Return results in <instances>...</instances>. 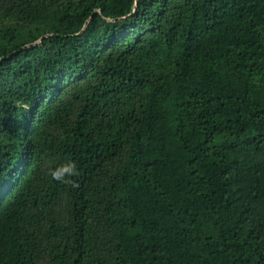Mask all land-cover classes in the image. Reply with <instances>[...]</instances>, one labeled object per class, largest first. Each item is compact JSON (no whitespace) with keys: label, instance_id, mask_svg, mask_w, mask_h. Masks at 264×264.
Here are the masks:
<instances>
[{"label":"trees","instance_id":"obj_1","mask_svg":"<svg viewBox=\"0 0 264 264\" xmlns=\"http://www.w3.org/2000/svg\"><path fill=\"white\" fill-rule=\"evenodd\" d=\"M0 264H264V0H0Z\"/></svg>","mask_w":264,"mask_h":264},{"label":"water","instance_id":"obj_2","mask_svg":"<svg viewBox=\"0 0 264 264\" xmlns=\"http://www.w3.org/2000/svg\"><path fill=\"white\" fill-rule=\"evenodd\" d=\"M137 2H138V0H136V5H137Z\"/></svg>","mask_w":264,"mask_h":264}]
</instances>
